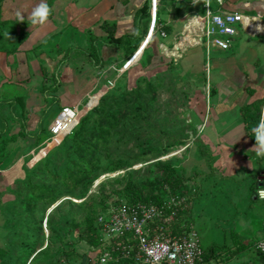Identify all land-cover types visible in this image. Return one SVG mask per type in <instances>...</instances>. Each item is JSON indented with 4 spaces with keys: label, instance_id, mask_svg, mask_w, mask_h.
<instances>
[{
    "label": "crops",
    "instance_id": "0c3cea01",
    "mask_svg": "<svg viewBox=\"0 0 264 264\" xmlns=\"http://www.w3.org/2000/svg\"><path fill=\"white\" fill-rule=\"evenodd\" d=\"M148 1L53 0L51 2L52 17L46 24L35 26L28 24L17 29V31L23 29L30 33L25 40L19 43L15 52L0 51V56L4 55L7 60L4 64L11 62L10 57H15L13 64L18 78H13L10 65L8 66V68L10 67L9 76L8 71L0 73V86L5 80H9L12 84L23 83L25 85L23 92L21 91L22 95L17 93L21 106L19 109L22 111L21 117L18 119L19 126L22 127L19 130L20 132L24 130L25 133L22 136L34 143V146L30 147L32 150L37 151L36 147L40 146L42 134H47V132L51 134L49 124L54 116L53 113L51 114L53 109L50 106L54 105L53 103L57 100L61 103V109L63 106H78L80 100L83 101L90 95L97 94L106 84L103 80L108 79L112 73L114 75L117 73L121 63L127 60L128 53L135 46L136 40L144 37L139 47L132 53H141L142 57L136 64L130 65L126 72L118 75L115 81L124 74H130L136 70V66L142 64L141 61L146 56L143 54L150 42L149 39L154 35V24L150 36L148 33H144V30L147 29L148 18L142 16L141 9ZM225 7L256 16L262 20L264 28V20L261 15L257 14V11L264 13V0H226ZM159 9V20L165 26L164 29L168 28L170 31H166L167 37L165 38L157 35L163 38L164 42L159 41L156 44L154 41L155 44L149 46L148 54L153 57L152 64H149L146 69L156 68L159 63H169L172 58L173 63L181 70V74H185L186 77L190 75L192 79L199 75L197 78L201 79L204 86L201 88L193 86L194 90L191 88L190 94L194 95L192 100L195 105L193 110L196 109L197 112L190 111L189 122L195 128L194 131L192 130L193 135L190 138H193L192 143L199 141L210 146L211 152L208 157L215 161L214 167L217 168L213 175H216V172H221L220 177L227 178L226 182H220L223 184L222 197L226 203L225 206L234 210L233 217L240 218V221H235L237 226L241 232L246 233L245 237L240 239L238 234L242 233L238 227L228 223L229 220H233L232 217L227 218L228 216H226L225 224H228L230 228L229 234L236 240L231 243L230 249L234 250L241 244H245L247 248L238 255L228 258L222 264H258L254 260L252 252L258 254L259 250L262 251L257 244L260 238L264 237V200L258 198L257 194L252 196V187L250 188L249 184L247 189L242 185L248 182L247 180L255 173L256 179L261 181L259 185L264 183V169H262L264 157L256 156L255 152L250 151L255 143L247 129L248 123L243 115V107L250 106L252 111L259 115V124L261 118L264 117V61L261 58V55H264L261 53L262 49L264 52V41L248 40L249 35L239 26L241 39L238 47L234 50L233 45L229 50L214 49L208 57L205 45L194 44L192 36L188 34L186 37L188 42L183 40L177 43L173 49L167 48L166 52L172 55L167 56L160 44L169 45L168 39H170L172 44L169 46L173 47L174 37L184 29L187 20L195 14L203 15L205 9L202 2L193 5L192 0H162ZM127 39L130 41L126 43L124 40ZM28 45L31 48L24 50V46L28 47ZM182 47L181 55L175 56L174 54L179 52L178 49ZM37 62L40 63L43 70V79H48L46 74L51 69V79L58 85L55 87L58 90L52 94L36 93L33 100L36 103L29 108L28 103L33 99L31 94L39 87L28 85L27 83L31 81L22 82L19 80V72L22 64H28L27 68L29 66L31 68L35 67ZM42 63H46V65L42 66ZM25 75L24 77L21 75L22 78H31L30 73H28V77ZM73 87H82V92L79 93L80 98L74 104L72 97H75L77 93L72 91ZM44 88L48 89L45 86ZM198 95L208 96V109L202 106L204 100L194 99ZM9 100L12 98L7 99L5 103ZM40 100L43 101V104ZM86 104L82 107H85ZM27 112L31 114L28 121L22 115ZM7 124L4 122L3 126H7ZM42 128L46 129L42 131ZM49 141H51L50 138L46 145H49ZM36 142H38V146L35 144ZM51 148H49L50 151ZM190 187L193 188L191 193L194 196L198 188L191 185ZM212 187L210 186V189ZM239 190L245 194L239 195ZM191 193L186 195L185 200L190 199ZM257 199L263 202L257 204ZM251 234H262V236L255 240H248ZM125 264L143 263L135 260Z\"/></svg>",
    "mask_w": 264,
    "mask_h": 264
},
{
    "label": "rangeland",
    "instance_id": "374dc122",
    "mask_svg": "<svg viewBox=\"0 0 264 264\" xmlns=\"http://www.w3.org/2000/svg\"><path fill=\"white\" fill-rule=\"evenodd\" d=\"M52 1L53 0H46L50 7L52 6ZM39 3L40 0H0V18L6 23L10 22L6 25V27L11 30L14 27L11 22H13L14 20H18L15 16V13L17 11H20L25 19H29L31 10ZM211 7L213 10H216L217 7H220V5L216 0H211ZM257 14L261 15L264 20L263 12L257 11ZM238 36L232 44L233 50L239 45L241 34H239ZM245 36L248 35L245 34ZM248 40L264 41V34L256 36L249 35ZM152 41V43L150 42L149 44L150 46L155 44V42L156 44H158L159 41L164 42L163 38L158 36H155ZM18 43L19 42L15 44L18 45ZM11 44L13 43L8 42V40H4V42H1L0 45L4 46L5 49H10ZM168 44H172L170 39H168ZM30 48V45H28V47L24 46V50H28ZM262 51L263 49L261 50V53L263 54L264 52ZM149 52L147 50V54ZM177 54H179V52H176L174 55ZM141 57V53L132 54L129 59L127 58L124 63H121V66L115 75L114 73H112L108 79H104L103 81H105L106 84L102 90L103 94L108 88H110L109 90H111V93L114 94L119 93L117 87L123 89L128 84V87L131 88L136 84L137 78L144 74L148 75L149 77L156 78L155 81L159 85L163 84L162 82H164L165 79L166 83L168 84V91L170 89L172 90V92L160 91L161 93L159 95V104L156 109L150 112L149 125L148 127H143L144 129L141 130V138L135 137L136 140L133 139L132 141H129V139L134 137L136 134H139V132L136 133L134 131H131V136L126 137L125 140L115 141L111 149H107V151L103 153L104 157L102 158L101 165L106 166L107 162L111 161V157L113 158L116 156H127L129 158H134L137 155H141L140 151L146 150L148 152H145L146 155L144 156V158L139 162L132 164L127 170L102 175L89 191L91 192L93 190H97L99 188L98 183L100 181L112 176H117L119 173L123 175L126 172L127 178L124 179L123 183L108 185L106 188H101L100 191L102 193H106L107 191L109 192L111 190V186L121 188L129 180H133L136 183V186L140 187V184L142 182L153 180L161 173L157 168L159 163H163L166 161L171 162L175 166L178 176L181 178L184 185H191L193 187L197 186L196 188H198L197 192H193L194 196L192 194L189 201H185V205L187 206L186 209L190 208V216L186 215L184 217H180V220L186 222L183 223L181 227L184 228L186 226H190V224L194 225L198 229L197 231L199 232L201 245L204 250H208L212 245L215 244L220 246L221 248L226 246L231 247V243H234V241L236 242V240L234 236L232 237V235L229 234L230 228L228 224H225L226 216H228L227 218H229V216L232 217L233 220H229L228 223H231L235 227H238L235 221H240V218L233 217L234 210L226 208V203L222 197L223 184L220 182H226L227 178L220 177L221 172H216V175H213L215 174L214 172L217 170V168L214 167L215 161L212 158L208 157L211 152L210 146H208L205 142L202 143L198 141V143H192L193 138H190L191 131H194L195 128L192 127L190 123H185L189 122V119L191 118L190 111H192L195 107L192 100V97L194 95L190 94L191 88H193V90V86H195V88H201L204 86V84L202 83L201 79L197 78L199 77V75L195 76V78L193 79L190 77V75L188 77H186V75L183 77H179L178 73H180L181 70L178 69L177 66L175 68H172L170 66L171 64L168 62L159 63L155 69H146L142 66L143 63H146L145 57L141 61L142 64H139L138 67L136 66V70L128 75L124 74L121 78L118 79V82L115 81L118 75L126 72L130 68V65L132 66L136 64ZM14 58V56L10 57L11 62H7L8 64H4L7 60L5 59L4 55H2V57L0 56L1 74L8 71L7 74L9 76L10 67L8 68V66L11 65L13 78H18V73L15 71V67L13 64ZM261 58L262 61H264V55H261ZM43 65H46V63H42V66ZM39 66V62H37L35 67L31 68L30 66L29 68H27L28 64H22V68H20L19 72V80H21L22 82L31 81L27 84L30 86L39 87L38 90H35L31 94V96H33V99H31L28 103L29 108H31L36 103L33 102L36 93L40 92L41 94L42 92H46L47 94H52V92L58 90L57 88H55L58 85H56V82L54 83L51 79V69L46 74L48 79L45 80L43 79V70L41 66ZM28 73H30V79L22 78V76L24 77L25 74L28 77ZM109 79L110 81L107 84ZM46 82H48V84H46ZM115 83H117V87L114 88ZM40 85L43 86V89ZM24 86L25 85L23 83H19L17 85L12 84L11 82H9V80L3 81L2 85L0 86V131L4 130V136L6 138L12 136L13 134L18 138L16 141H10L5 145L0 138V247H12L13 250L17 249L20 241V239L16 237L15 234H26L25 231L28 230V228L26 227L28 223L32 224L38 222L40 219H43V226L46 230L45 234L48 237L51 232L49 234L50 230H48L46 224L57 225L60 218L70 212L75 215L82 213L81 210L73 204H66L65 209H63V207H60L56 212L51 211L53 207L45 211H43L41 208H38L32 212L31 209L28 208L24 203L16 201L17 199L22 200L25 193H28L26 185L23 181L25 172L24 167L27 166L29 169H31L38 161V159L40 160L49 153V148L52 147V150L54 147L59 145L57 144V140H55L54 142L49 141V145H46L51 134L49 132H47V134L44 133L41 137L40 146L36 147L37 151L35 156L33 157L32 152L34 150H32V148L30 147L34 146V143L27 137L24 138L22 135H20L19 130L20 128H22L19 126L20 121L18 120L19 117H21L20 114L22 112L21 109H19L21 107L19 104V95H22L21 91L23 92ZM44 86L48 87V89L44 88ZM185 86H187V88H190L189 99L185 91L183 90ZM72 91L77 93L75 97H72V103L74 104V102L78 101V98H80L79 93L82 92V87H73ZM102 96L103 95L100 94L99 97L101 98ZM11 98L12 100H9L5 103L7 99ZM196 98L204 100V105L202 106L208 109V96L198 95L195 96L194 99ZM4 99L6 100L4 101ZM89 100L90 97L84 99L83 101L80 100L81 102H79L78 107L82 108V106L85 105ZM40 101L41 104H43V101ZM53 104L54 105L50 106V108L53 109L51 111V114L53 113L52 115L56 116V114L61 111L62 106L58 100ZM195 111L196 109L193 110V112ZM22 115L23 117H26L27 121L28 118L31 117L30 112L24 113ZM67 121L68 120H66V122ZM4 122H6V124L8 122L7 126H3ZM63 134L65 135L66 131H62L58 134L59 140H63L65 138ZM178 138L180 140H178ZM55 144L57 145L54 146ZM166 146L168 147V149L165 148ZM1 147L3 149H1ZM39 150L41 151L39 152ZM30 156L31 158H29ZM262 164H264V160H262ZM255 179L256 173L253 177L249 178L250 181L247 180L248 182H245L242 186H244L246 189L248 188V184L250 188L253 187V180ZM210 186L213 187L210 189ZM238 194H245V192L239 190ZM173 197L180 199V196L173 195L169 197L168 200ZM76 201H81V199H77ZM256 202L257 204H260L263 201L257 199ZM3 206L7 207L6 212H3ZM48 217H50L49 220ZM174 224H177V220ZM238 229L241 232L239 227ZM81 232V227L75 228L73 236L71 235L68 239H66V242L70 240L73 241V243L70 245L68 243L65 244V241H62L60 239L59 234H64L63 231H58L55 234H51L52 240H50L46 251L43 254H40L38 258L33 260L32 264H49L51 262L53 264H82L84 260L85 264H95L97 254L98 252H100V249L91 247L83 238L79 237V234H81ZM241 233L242 234H238L240 239L245 237L246 234L244 231H242ZM104 236L105 240H109L107 234H104ZM261 236L262 234H251L248 240H255L260 238ZM263 239L264 237L260 238V240ZM252 254H254L253 258L258 264L264 263V257L262 258L260 254L258 255L254 251L252 252Z\"/></svg>",
    "mask_w": 264,
    "mask_h": 264
},
{
    "label": "trees",
    "instance_id": "16d2710c",
    "mask_svg": "<svg viewBox=\"0 0 264 264\" xmlns=\"http://www.w3.org/2000/svg\"><path fill=\"white\" fill-rule=\"evenodd\" d=\"M161 2L162 0H160ZM141 14L148 18L147 29L144 30V33H147L150 20V0L141 9ZM159 14L160 9L158 10V21L160 22ZM9 23L2 21L0 18V44L4 40L13 43L10 49H5L4 46L0 45V51L7 52L8 50V52L13 53L17 50L19 43L25 40L30 33L23 29L17 31V29L31 23L29 19H24L23 22L14 20L11 22L14 26L11 30L6 27ZM165 31L169 32L170 30L166 28ZM8 33L10 38L7 35ZM142 39L138 38L136 40L135 46L128 53V57L139 47ZM124 41L127 43L130 40ZM17 42H19L18 45L15 44ZM149 46H147L143 54V56L146 55V63L142 64L144 68L152 64L153 56L147 54ZM169 63L172 68L177 66L173 63L172 58L169 60ZM178 75L179 77L185 76V74L181 73H178ZM155 80L156 78L144 74L137 78L136 84L131 88L127 84L125 88L120 89L117 87V83H115L114 88L117 87L119 93L114 94L111 93V90H108L103 94L102 88L97 94L90 95V101L87 102L82 113L89 111L73 131L68 135L63 134L65 136L63 141L49 151L46 156L38 160L31 169L27 166L24 167L23 181L28 193H25L22 200L17 199L16 201L24 203L32 212L38 208L45 211L52 207L51 211L56 212L60 207L65 209L66 204L76 205L81 210L82 213L78 215L72 212L67 213V215L60 218L57 225L46 224V227L50 230L49 234L50 232L51 234H55L58 231L64 232V234L59 235L60 239L65 241V244L68 243L70 245L73 243L71 240L66 242V239L71 235L73 236L76 227H81L82 232L79 234V237L83 238L91 247L103 250L116 245L118 249L114 251V255L121 257L124 242L119 240L114 243L115 240H105L104 233L98 222L101 214L107 213L113 205L119 204L122 201L127 203L141 201L163 204L173 195L186 197V195L191 193L193 188L190 185L186 186L182 183L175 166L168 161L159 163L157 168L161 173L153 180L140 182V187L136 186L133 180H129L121 188L111 186L109 192L102 193L100 191L101 188H106L108 185L123 183L124 179L127 178L126 172L123 175L119 173L117 176L100 181L97 190L89 191L102 175L127 170L132 164L142 160L146 155L145 152H148L146 150L140 151L141 155H137L134 158L127 156L111 157V161H108L106 166L101 165L102 158L104 157L103 153L107 149H111L115 141L125 140L126 137L131 136V131L139 132V134H136L129 141L136 140L135 137L141 138V130L144 129L143 127H148L149 125L150 112L156 109L159 104L160 91L172 92L170 89L168 91V84L165 79L162 82L163 84L160 85ZM109 81L110 79L107 84ZM116 82H118V79ZM183 90L189 99L190 88L185 86ZM100 94L103 95L101 98L99 97ZM243 115L248 123L247 129L255 143L252 129L258 125L259 115L252 111L250 106L243 107ZM185 123L191 124V122ZM45 129L42 128L41 130L44 131ZM24 133L25 131L23 130V132H20V135ZM37 136L39 137V134ZM0 138L5 145L10 141L16 140L17 136L13 134L6 138L4 130H1ZM56 140L60 142L62 139L59 140L57 138ZM178 140L180 139L178 138ZM35 144L39 145L38 142ZM165 148L168 149L167 146ZM1 149L3 148L1 147ZM258 172L260 173V171ZM260 182L258 179L254 180V186L251 190L252 196L257 194V190L261 186L259 185ZM77 199H81V201H76ZM2 208L3 212H6L7 207L3 206ZM189 209H179L176 212L171 222L172 230L175 232L183 230L181 225L186 222L180 220V217L190 216ZM49 219L50 217H48ZM175 219L177 220V224H174L176 223ZM26 227L28 228L25 231L26 234H15L20 239L17 249L0 247V264H32L33 260L46 251L50 240H52V236L51 234L48 237L46 236L43 219L32 224L28 223ZM109 242H111V245H109ZM246 248L245 244H241L234 250L230 249V247L221 248L215 244L204 251L207 259L217 260L218 263L222 264L228 258L230 259L238 255ZM258 254L262 258L264 257V251L259 250ZM100 258L101 253L98 252L95 264H101ZM134 261L135 259L133 258H119V260L108 261L105 264H125ZM82 264H85V260Z\"/></svg>",
    "mask_w": 264,
    "mask_h": 264
},
{
    "label": "built area",
    "instance_id": "2783aa9c",
    "mask_svg": "<svg viewBox=\"0 0 264 264\" xmlns=\"http://www.w3.org/2000/svg\"><path fill=\"white\" fill-rule=\"evenodd\" d=\"M217 2L220 7L216 10L212 9L210 2L208 7L204 5L203 15L195 14L187 20L184 29L174 37L173 47L164 43L160 44L167 56L169 55L166 52L167 48L173 49L184 39L187 43L188 34L192 36L194 44L205 45L208 57L214 49L229 50L232 48L234 39L239 34V26L250 36L264 34L261 19L226 8V0H217ZM159 5L160 0H150L148 36L155 23L154 35L150 37V42L158 34L164 38L167 37L164 25L158 21ZM182 49L183 47L178 49L180 55ZM84 108L64 106L49 124L50 140L54 142L62 131H66V135L71 133L89 111L82 114ZM62 141L60 140L57 144ZM35 154L34 150L33 157ZM261 187H264V183L258 188L257 197L264 200L259 196ZM185 201V197H180V199L173 197L163 204L122 201L113 205L107 213L99 216L98 222L102 232L108 235L109 241L112 239L115 240L114 243L119 240L124 242L122 256L114 255V251L118 249L114 245L112 248L100 250V263L105 264L108 261L119 260V258H133L143 264H218L217 261L205 257L199 232L194 225L182 227L183 230L177 232L172 230L173 216L179 209H186ZM257 245L264 251V239L260 240Z\"/></svg>",
    "mask_w": 264,
    "mask_h": 264
},
{
    "label": "clouds",
    "instance_id": "9594fccd",
    "mask_svg": "<svg viewBox=\"0 0 264 264\" xmlns=\"http://www.w3.org/2000/svg\"><path fill=\"white\" fill-rule=\"evenodd\" d=\"M203 3L205 6H209L211 0H192L193 5ZM53 13V9L49 6L46 0H40L30 13L29 20L31 25H44L48 22L50 16ZM19 22L24 21V16L20 11L15 13ZM9 37V33L7 34ZM10 38V37H9ZM253 137L255 138V145L250 151L255 152L256 156L264 157V117L261 118L259 124L252 129ZM259 196L264 198V187H261Z\"/></svg>",
    "mask_w": 264,
    "mask_h": 264
},
{
    "label": "water",
    "instance_id": "95a60500",
    "mask_svg": "<svg viewBox=\"0 0 264 264\" xmlns=\"http://www.w3.org/2000/svg\"><path fill=\"white\" fill-rule=\"evenodd\" d=\"M189 121H190V119H189ZM193 135V133H192V131H191V136Z\"/></svg>",
    "mask_w": 264,
    "mask_h": 264
},
{
    "label": "bare ground",
    "instance_id": "6f19581e",
    "mask_svg": "<svg viewBox=\"0 0 264 264\" xmlns=\"http://www.w3.org/2000/svg\"><path fill=\"white\" fill-rule=\"evenodd\" d=\"M154 25H155V23H154ZM154 29H155V26H154Z\"/></svg>",
    "mask_w": 264,
    "mask_h": 264
}]
</instances>
